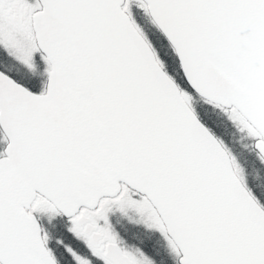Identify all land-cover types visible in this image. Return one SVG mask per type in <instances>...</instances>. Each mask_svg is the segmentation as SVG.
I'll use <instances>...</instances> for the list:
<instances>
[{
	"label": "snow or ice",
	"instance_id": "6c2138e0",
	"mask_svg": "<svg viewBox=\"0 0 264 264\" xmlns=\"http://www.w3.org/2000/svg\"><path fill=\"white\" fill-rule=\"evenodd\" d=\"M0 264H264V0H0Z\"/></svg>",
	"mask_w": 264,
	"mask_h": 264
}]
</instances>
